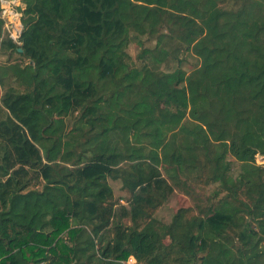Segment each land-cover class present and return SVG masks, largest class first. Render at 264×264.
<instances>
[{
	"label": "trees",
	"instance_id": "trees-1",
	"mask_svg": "<svg viewBox=\"0 0 264 264\" xmlns=\"http://www.w3.org/2000/svg\"><path fill=\"white\" fill-rule=\"evenodd\" d=\"M1 1L0 264H264V0H3L15 41Z\"/></svg>",
	"mask_w": 264,
	"mask_h": 264
},
{
	"label": "rangeland",
	"instance_id": "rangeland-1",
	"mask_svg": "<svg viewBox=\"0 0 264 264\" xmlns=\"http://www.w3.org/2000/svg\"><path fill=\"white\" fill-rule=\"evenodd\" d=\"M9 6L10 3H7L4 7H9ZM12 6L15 7L16 3ZM15 15L18 18V14L16 13ZM8 22L13 24L14 22H16V20H12V18H8ZM146 46L152 47L153 43H148ZM127 53L131 57L135 65H139L137 60L139 49L135 48L134 45H130L127 49ZM8 56H9L8 54L0 53V66L6 67L9 65H16L22 68H28L29 66H31L30 64H28V61L21 56L18 55H13L11 57ZM197 64L198 61L196 59H194L193 57H189L187 59V62L183 65V69L189 71L192 67L196 66ZM89 79L92 82L97 83V85L99 86L102 85V83L98 81L96 72H90ZM8 87H11L18 92L21 91V87L15 81L9 78L5 81L3 86H0V96ZM108 87L111 89V91H115L113 85H110ZM123 92L125 95H127V97L131 95V94H127L126 90H124ZM142 93L144 95L145 91H143ZM138 95L139 93L136 91L135 97L133 99L134 101L136 100V97ZM76 116L77 115L75 114L74 116L65 119L68 128L72 126ZM255 160L257 165L264 164V160L261 156H256ZM238 169H239L238 164H234L232 166V174L234 175L237 174ZM107 182L110 188L112 189L113 201L125 206L129 194L126 190L122 188L121 182L119 180L114 181L111 179H107ZM173 185H174V193L166 200V202H164L161 205V207L157 210V212L154 215L155 219L163 224H169L174 214L181 208H192V214L198 213V209L196 207L198 206L200 208H204L205 206H207L208 205L207 202L211 201V197L213 196V192L216 190V186H217L216 184H206V183L198 182L197 180L188 181L185 185L182 183H178V184L174 183ZM125 264H135V262L134 260H132L131 263L126 262Z\"/></svg>",
	"mask_w": 264,
	"mask_h": 264
},
{
	"label": "built area",
	"instance_id": "built-area-1",
	"mask_svg": "<svg viewBox=\"0 0 264 264\" xmlns=\"http://www.w3.org/2000/svg\"><path fill=\"white\" fill-rule=\"evenodd\" d=\"M3 1V0H2ZM1 1V6H2V9H3V11H2V13H1V18L2 19H4L5 20V26H4V28H5V30L7 31V34L9 35V37L12 39V40H14L15 41V38L17 37L16 35H15V33H14V31H13V25L15 24V23H18L17 22V16L15 15L16 13H15V10H14V8H13V4L11 3V1H6L7 3H10V6L9 7H4L7 3H5V5L3 4V2ZM13 8V9H12ZM8 18H12V20H16V22H14L13 24L12 23H10L11 22V20H10V22H8ZM132 258H129L128 259V263H131V261L133 260H131ZM135 262V261H134Z\"/></svg>",
	"mask_w": 264,
	"mask_h": 264
},
{
	"label": "water",
	"instance_id": "water-1",
	"mask_svg": "<svg viewBox=\"0 0 264 264\" xmlns=\"http://www.w3.org/2000/svg\"><path fill=\"white\" fill-rule=\"evenodd\" d=\"M3 4L7 3L6 1H2ZM11 3L14 5L16 2L15 1H11ZM22 30H23V27L21 24L19 23H15L13 25V31L15 33L16 36H19L21 33H22ZM22 50L21 49H18V53H21Z\"/></svg>",
	"mask_w": 264,
	"mask_h": 264
}]
</instances>
